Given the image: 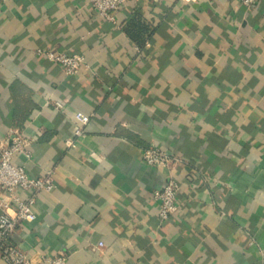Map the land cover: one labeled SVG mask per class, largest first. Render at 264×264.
Instances as JSON below:
<instances>
[{
  "label": "crops",
  "instance_id": "obj_1",
  "mask_svg": "<svg viewBox=\"0 0 264 264\" xmlns=\"http://www.w3.org/2000/svg\"><path fill=\"white\" fill-rule=\"evenodd\" d=\"M90 1L0 6V142L21 132L32 154L14 162L55 171L13 244L31 264H264V0H127L116 22ZM38 48L86 65L68 76ZM170 175L180 210L162 223Z\"/></svg>",
  "mask_w": 264,
  "mask_h": 264
},
{
  "label": "built area",
  "instance_id": "obj_2",
  "mask_svg": "<svg viewBox=\"0 0 264 264\" xmlns=\"http://www.w3.org/2000/svg\"><path fill=\"white\" fill-rule=\"evenodd\" d=\"M8 0H0V6ZM242 5L252 7L257 0H239ZM127 0H91L90 6L98 16L116 22V13L122 9ZM37 53L62 67L66 75L78 76L86 65L85 55L80 53H57L49 49L38 48ZM62 107V104H59ZM83 129L74 131V137L67 140L69 147H74L76 140L83 136ZM29 141L19 131H15L11 141L0 142V259L7 264H31L27 253L13 244L12 237L18 226L24 222L34 221V205L38 195L51 192L55 187V171L47 170L43 175L32 177L24 165L14 162L15 156L24 154L30 157ZM143 160L154 167L169 169L174 157L160 147H152L143 152ZM21 190L29 193L26 198L17 194ZM181 185L177 177L170 175L162 188L154 191V200L158 204L160 222H167L180 210L179 195ZM47 264H67L66 255L44 256Z\"/></svg>",
  "mask_w": 264,
  "mask_h": 264
},
{
  "label": "trees",
  "instance_id": "obj_3",
  "mask_svg": "<svg viewBox=\"0 0 264 264\" xmlns=\"http://www.w3.org/2000/svg\"><path fill=\"white\" fill-rule=\"evenodd\" d=\"M133 27L131 30H128L129 34L132 36V38L136 39L138 43H142V40H140L145 32H149L150 28L148 25H145L144 22L141 20H135L133 23Z\"/></svg>",
  "mask_w": 264,
  "mask_h": 264
}]
</instances>
